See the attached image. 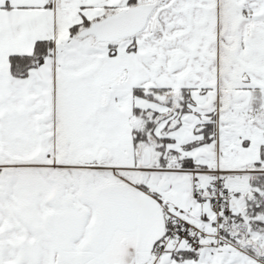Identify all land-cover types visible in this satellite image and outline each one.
Returning <instances> with one entry per match:
<instances>
[{"label": "snow or ice", "instance_id": "6c2138e0", "mask_svg": "<svg viewBox=\"0 0 264 264\" xmlns=\"http://www.w3.org/2000/svg\"><path fill=\"white\" fill-rule=\"evenodd\" d=\"M0 264H264V0H0Z\"/></svg>", "mask_w": 264, "mask_h": 264}]
</instances>
